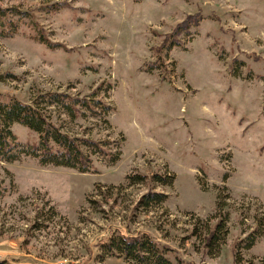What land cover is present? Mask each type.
Wrapping results in <instances>:
<instances>
[{"label":"rangeland","instance_id":"obj_1","mask_svg":"<svg viewBox=\"0 0 264 264\" xmlns=\"http://www.w3.org/2000/svg\"><path fill=\"white\" fill-rule=\"evenodd\" d=\"M53 3L60 5L46 8ZM0 6L31 12L61 44L38 42L27 23L0 37V101L40 103L45 92L87 99L91 109L78 105L77 117L56 103L47 108L63 131L107 143L108 151L93 155L84 173L30 157L0 161V260L132 264L95 258L108 229L121 227L165 243L171 264H264V0ZM197 11L202 19L179 36L181 44L162 46ZM12 129L23 142L36 139L23 126ZM132 173L174 179L130 184ZM148 190L168 196L136 208ZM42 204L36 229L33 215Z\"/></svg>","mask_w":264,"mask_h":264},{"label":"trees","instance_id":"obj_2","mask_svg":"<svg viewBox=\"0 0 264 264\" xmlns=\"http://www.w3.org/2000/svg\"><path fill=\"white\" fill-rule=\"evenodd\" d=\"M138 1V0H135ZM60 3H53L46 8L56 9ZM202 19V14L197 11L188 14L182 21L178 22L172 32L168 34L167 43L162 46H178L181 44L180 35L190 34L192 27H197ZM20 23L26 24L32 29V37L48 48L60 46V43L51 41L45 31L37 24L33 14L28 11H20L15 8H4L0 6V37H10L20 31ZM42 98L39 103L23 102L16 98L0 101V161L14 162L22 157H30L41 166H58L74 169L84 173L92 170L93 155L108 154L104 146L107 143L86 138L84 136L70 135L63 131L59 124L53 121L47 104L56 103L61 110L66 111L74 117L80 113L78 105H87L91 109V101L71 97L67 93L45 92L38 95ZM99 102V101H96ZM44 104V105H41ZM107 109V106H104ZM12 125H20L33 132L36 139L33 142L21 141L12 129ZM112 160L117 158L110 157ZM127 178L130 184L154 183L160 185H171L173 174L132 173ZM168 194L162 191L144 192L136 202V208L147 209L151 206L163 203ZM43 200V196L40 197ZM45 200L44 206L51 218L57 211ZM44 213L43 204L35 209L32 227L41 228V217ZM260 218V222L263 223ZM254 230V229H253ZM257 230V227H256ZM255 230V231H256ZM254 231V232H255ZM251 239L252 245L253 240ZM98 251L95 255L97 261L107 257H120L132 264H171L166 256L168 248L165 243L154 238L146 231L130 233L125 228L111 227L97 243ZM0 264H20L18 260L12 262L0 260ZM67 264H79L68 262Z\"/></svg>","mask_w":264,"mask_h":264},{"label":"built area","instance_id":"obj_3","mask_svg":"<svg viewBox=\"0 0 264 264\" xmlns=\"http://www.w3.org/2000/svg\"><path fill=\"white\" fill-rule=\"evenodd\" d=\"M58 264H65V260L59 261Z\"/></svg>","mask_w":264,"mask_h":264}]
</instances>
